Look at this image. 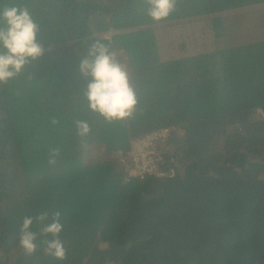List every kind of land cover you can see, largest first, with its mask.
Returning a JSON list of instances; mask_svg holds the SVG:
<instances>
[{
    "label": "trees",
    "instance_id": "trees-1",
    "mask_svg": "<svg viewBox=\"0 0 264 264\" xmlns=\"http://www.w3.org/2000/svg\"><path fill=\"white\" fill-rule=\"evenodd\" d=\"M3 2L28 9L43 52L0 83V264H256L264 0H176L159 21L147 0ZM197 16L208 19L212 48L161 58L155 27ZM97 42L123 56L137 99L126 118L108 121L88 107L79 64ZM162 127L170 134L160 168L175 175L129 177L118 151ZM56 213L63 259L43 231ZM25 217L31 253L20 245Z\"/></svg>",
    "mask_w": 264,
    "mask_h": 264
},
{
    "label": "clouds",
    "instance_id": "clouds-1",
    "mask_svg": "<svg viewBox=\"0 0 264 264\" xmlns=\"http://www.w3.org/2000/svg\"><path fill=\"white\" fill-rule=\"evenodd\" d=\"M147 15L159 21L169 16L176 0H147ZM37 24L28 9L15 4L6 5L0 0V83L17 76L28 63L43 52L36 41ZM89 58L79 64L82 76L88 78L85 97L90 110L99 113L105 120H120L132 114L137 103L135 91L129 83L128 73L116 60L115 54L99 42L89 49ZM80 134L88 132V125L79 121ZM54 214L52 221L45 225L43 231L51 233L53 239L47 242V248L54 256L63 259L65 252L58 234L62 225ZM46 214L38 219L44 220ZM32 218L25 217L21 226V247L31 253L35 250V233L30 231Z\"/></svg>",
    "mask_w": 264,
    "mask_h": 264
},
{
    "label": "rangeland",
    "instance_id": "rangeland-1",
    "mask_svg": "<svg viewBox=\"0 0 264 264\" xmlns=\"http://www.w3.org/2000/svg\"><path fill=\"white\" fill-rule=\"evenodd\" d=\"M241 10L242 8H238L235 13ZM207 21L206 16H197L175 20L171 23L166 22L155 27L156 46L159 56L166 58L191 53L198 54L204 50L211 49L214 45V39L209 24H206ZM117 55L119 56L116 58H123L119 53ZM117 61L125 68L124 62ZM104 246V243H100V247Z\"/></svg>",
    "mask_w": 264,
    "mask_h": 264
},
{
    "label": "built area",
    "instance_id": "built-area-1",
    "mask_svg": "<svg viewBox=\"0 0 264 264\" xmlns=\"http://www.w3.org/2000/svg\"><path fill=\"white\" fill-rule=\"evenodd\" d=\"M170 134V128L162 127L130 140L129 149L124 153L119 150L120 160L125 164L129 177L145 179L150 176L158 178L173 177V169L164 172L160 168L161 147Z\"/></svg>",
    "mask_w": 264,
    "mask_h": 264
},
{
    "label": "water",
    "instance_id": "water-1",
    "mask_svg": "<svg viewBox=\"0 0 264 264\" xmlns=\"http://www.w3.org/2000/svg\"><path fill=\"white\" fill-rule=\"evenodd\" d=\"M254 254L256 255V258H257V260H256V264H259V259H260V257L264 254V251H263V252H258V251H256V250L254 249Z\"/></svg>",
    "mask_w": 264,
    "mask_h": 264
}]
</instances>
